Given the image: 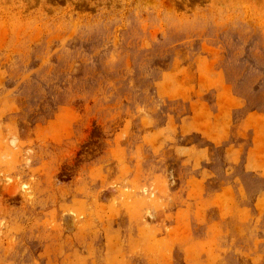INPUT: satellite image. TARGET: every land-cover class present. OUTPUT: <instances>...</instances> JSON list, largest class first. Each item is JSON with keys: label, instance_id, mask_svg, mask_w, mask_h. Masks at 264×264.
<instances>
[{"label": "rangeland", "instance_id": "rangeland-1", "mask_svg": "<svg viewBox=\"0 0 264 264\" xmlns=\"http://www.w3.org/2000/svg\"><path fill=\"white\" fill-rule=\"evenodd\" d=\"M0 264H264V0H0Z\"/></svg>", "mask_w": 264, "mask_h": 264}]
</instances>
